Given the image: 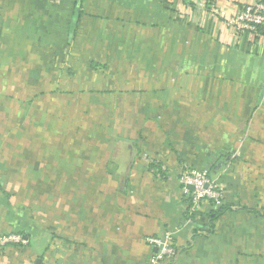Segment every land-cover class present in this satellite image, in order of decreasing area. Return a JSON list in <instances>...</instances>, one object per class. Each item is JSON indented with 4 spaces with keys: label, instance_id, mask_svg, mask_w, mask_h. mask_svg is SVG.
<instances>
[{
    "label": "crops",
    "instance_id": "0c3cea01",
    "mask_svg": "<svg viewBox=\"0 0 264 264\" xmlns=\"http://www.w3.org/2000/svg\"><path fill=\"white\" fill-rule=\"evenodd\" d=\"M251 1L0 0L5 78L37 83L20 97L46 114L45 98L87 92L112 131L97 152L95 141L58 145L51 190L32 201L23 189L24 243L0 249V264H149L146 239L165 231L176 255L158 264H250L237 216L264 220L251 212L264 215V186L250 183L264 156V42L226 29L218 11ZM212 167L227 209L210 222L219 207L190 213L178 179ZM8 194L0 186V233L15 227Z\"/></svg>",
    "mask_w": 264,
    "mask_h": 264
},
{
    "label": "rangeland",
    "instance_id": "374dc122",
    "mask_svg": "<svg viewBox=\"0 0 264 264\" xmlns=\"http://www.w3.org/2000/svg\"><path fill=\"white\" fill-rule=\"evenodd\" d=\"M36 84L31 81L25 83L8 81L4 75V66H0V186L9 192L7 198H10L15 224L13 231L0 234L22 235L17 231L19 229L17 226L22 221L21 216L24 215L21 203L25 195L22 191L26 188L30 189L29 198L36 201L38 187L51 190L53 179L43 174L52 170L53 161L60 151L59 144H84L95 141L94 147L97 152L101 137L106 139L112 133L101 127V117L104 119L105 114L100 110L89 113L92 105L100 108L102 100L96 101V98L87 95V92L81 94L78 99L69 96L58 97L56 103H53L54 98H45L41 104L52 112L38 113L35 108L36 99L31 98L26 101L27 98L20 97L34 90ZM220 85L221 89H232L227 82H220ZM47 87H49L48 83H46ZM39 89H41L40 85ZM261 90L264 91V85ZM32 100L35 104L31 103ZM55 105L57 108L53 111L52 106ZM81 109H84V112H81ZM66 148H63L65 152ZM261 159L260 162L254 163L253 172H256L250 179L253 187H257L259 181L260 186H264V156ZM257 174L259 176H256ZM256 208L264 213V196L257 200ZM32 212L34 218L36 211ZM247 213L237 216V219L244 221V225L238 227L244 230L243 238L239 236L242 239H238L239 250L245 254L248 263L264 264V220L259 221L254 214ZM35 231L34 226L32 232ZM12 244L20 243L10 242L7 245Z\"/></svg>",
    "mask_w": 264,
    "mask_h": 264
},
{
    "label": "built area",
    "instance_id": "2783aa9c",
    "mask_svg": "<svg viewBox=\"0 0 264 264\" xmlns=\"http://www.w3.org/2000/svg\"><path fill=\"white\" fill-rule=\"evenodd\" d=\"M223 26L232 33L249 34L255 41L264 42V1L254 0L232 12L225 9L218 11ZM179 183L182 194L187 198L188 210L194 213L204 200L210 201L218 207L223 203V193L215 181L210 178L206 170L185 168L180 172ZM191 185L192 189L188 186ZM149 245L155 247V252L149 258V264H158L176 255V248L172 243L169 231L161 235L148 237ZM24 243L21 235L0 234V249L8 243Z\"/></svg>",
    "mask_w": 264,
    "mask_h": 264
},
{
    "label": "trees",
    "instance_id": "16d2710c",
    "mask_svg": "<svg viewBox=\"0 0 264 264\" xmlns=\"http://www.w3.org/2000/svg\"><path fill=\"white\" fill-rule=\"evenodd\" d=\"M261 1H264V0H261ZM207 174L210 176V178H213V167L207 171ZM218 207L219 208L216 211H214L212 213V216L209 218L210 222L215 220L220 214H222L227 209V207H225L223 205H220ZM251 212L255 213L258 217H263L264 216V215H260L259 213H257V211H251ZM210 228H212L211 223H210ZM21 236L23 237V235H21ZM28 244L31 247V246H33L35 244V241L34 240H29Z\"/></svg>",
    "mask_w": 264,
    "mask_h": 264
},
{
    "label": "water",
    "instance_id": "95a60500",
    "mask_svg": "<svg viewBox=\"0 0 264 264\" xmlns=\"http://www.w3.org/2000/svg\"><path fill=\"white\" fill-rule=\"evenodd\" d=\"M188 187H189L190 189H192V186H191V185H189ZM37 264H39V261H38V260H37Z\"/></svg>",
    "mask_w": 264,
    "mask_h": 264
}]
</instances>
